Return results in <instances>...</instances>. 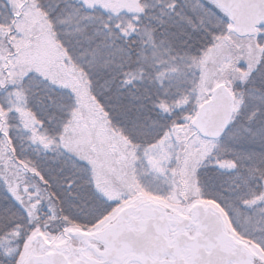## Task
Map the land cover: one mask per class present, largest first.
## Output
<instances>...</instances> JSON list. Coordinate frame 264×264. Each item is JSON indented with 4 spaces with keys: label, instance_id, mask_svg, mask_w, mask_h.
<instances>
[{
    "label": "snow or ice",
    "instance_id": "1",
    "mask_svg": "<svg viewBox=\"0 0 264 264\" xmlns=\"http://www.w3.org/2000/svg\"><path fill=\"white\" fill-rule=\"evenodd\" d=\"M0 264H264V0H0Z\"/></svg>",
    "mask_w": 264,
    "mask_h": 264
}]
</instances>
